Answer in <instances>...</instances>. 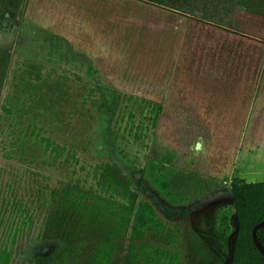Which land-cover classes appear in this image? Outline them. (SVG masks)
<instances>
[{
  "label": "rangeland",
  "instance_id": "obj_1",
  "mask_svg": "<svg viewBox=\"0 0 264 264\" xmlns=\"http://www.w3.org/2000/svg\"><path fill=\"white\" fill-rule=\"evenodd\" d=\"M126 1L0 0L4 264L231 263L223 190L264 182L248 0Z\"/></svg>",
  "mask_w": 264,
  "mask_h": 264
},
{
  "label": "trees",
  "instance_id": "obj_2",
  "mask_svg": "<svg viewBox=\"0 0 264 264\" xmlns=\"http://www.w3.org/2000/svg\"><path fill=\"white\" fill-rule=\"evenodd\" d=\"M127 1L124 4V11L144 0ZM154 2V0H147L143 2L145 3L143 6L148 9L149 4ZM171 13L182 14L179 11ZM114 28L116 29V27ZM119 39L120 37L117 38V40ZM131 61L133 63L134 58ZM223 191L231 195L237 222V232L230 264H264V256L256 249L252 241L253 227L264 221V182H246L244 179L235 177L232 179L230 187ZM188 212L189 210L171 211L164 209V214L169 219L186 215ZM256 236L264 248V226L256 230ZM5 256L4 252H0V264L5 263Z\"/></svg>",
  "mask_w": 264,
  "mask_h": 264
},
{
  "label": "crops",
  "instance_id": "obj_3",
  "mask_svg": "<svg viewBox=\"0 0 264 264\" xmlns=\"http://www.w3.org/2000/svg\"><path fill=\"white\" fill-rule=\"evenodd\" d=\"M247 7L251 23L249 27L253 28L255 33L253 37L264 42V0H248Z\"/></svg>",
  "mask_w": 264,
  "mask_h": 264
},
{
  "label": "water",
  "instance_id": "obj_4",
  "mask_svg": "<svg viewBox=\"0 0 264 264\" xmlns=\"http://www.w3.org/2000/svg\"><path fill=\"white\" fill-rule=\"evenodd\" d=\"M198 146V145H197ZM264 226V221H262L261 223L255 225L252 229V241L256 247V249L264 256V248L261 245V243L259 242V240L257 239L256 236V230L260 227Z\"/></svg>",
  "mask_w": 264,
  "mask_h": 264
}]
</instances>
